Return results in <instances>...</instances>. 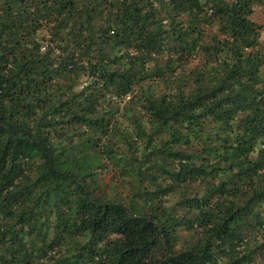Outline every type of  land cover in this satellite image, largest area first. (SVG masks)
<instances>
[{
    "label": "trees",
    "instance_id": "1",
    "mask_svg": "<svg viewBox=\"0 0 264 264\" xmlns=\"http://www.w3.org/2000/svg\"><path fill=\"white\" fill-rule=\"evenodd\" d=\"M263 12L0 0V264H264Z\"/></svg>",
    "mask_w": 264,
    "mask_h": 264
},
{
    "label": "rangeland",
    "instance_id": "2",
    "mask_svg": "<svg viewBox=\"0 0 264 264\" xmlns=\"http://www.w3.org/2000/svg\"><path fill=\"white\" fill-rule=\"evenodd\" d=\"M263 14V16H264V12L262 13ZM98 194H100V193H98ZM127 194L125 193V196H126ZM179 195L178 194H173L172 196H170V198L169 199H167L166 200V206L167 207H172V206H175L176 204H177V202L179 201Z\"/></svg>",
    "mask_w": 264,
    "mask_h": 264
}]
</instances>
